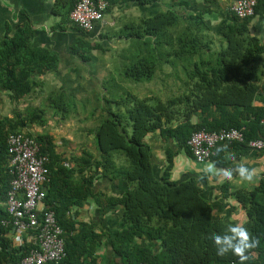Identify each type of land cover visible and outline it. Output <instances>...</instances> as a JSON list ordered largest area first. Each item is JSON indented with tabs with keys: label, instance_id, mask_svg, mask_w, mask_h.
Instances as JSON below:
<instances>
[{
	"label": "trees",
	"instance_id": "16d2710c",
	"mask_svg": "<svg viewBox=\"0 0 264 264\" xmlns=\"http://www.w3.org/2000/svg\"><path fill=\"white\" fill-rule=\"evenodd\" d=\"M77 1L54 0V12L61 16L55 28L71 25L82 30L70 19ZM107 1L109 8L122 0ZM135 1L150 5L159 0ZM179 6H184L181 1L125 25L127 35L134 37L135 53L124 57L128 64L122 74L124 78L151 81L158 68L163 71L168 66L169 77L177 80L176 90L165 96L147 97L129 92L116 100L118 110H107L108 117L102 118L94 131L97 150L104 155L96 167L89 149L72 156L71 165L62 157L51 134H34L29 130L33 125L47 124L43 106L29 105L17 109L14 117H0V201L7 199L12 180L8 135L26 131L50 157L46 204L54 208L64 229L67 254L60 264L72 262V241L82 234L73 235L71 207L81 206L90 198L99 199L93 189L97 175L123 178L130 185L119 197L106 196L108 203L124 207L122 229L113 245L128 264H225L239 258L231 251L217 255L212 236L224 235L229 223L213 215L212 205L202 196L197 180L190 178L177 183L170 179L175 152H169L168 163L160 175L156 174L152 147L145 138L158 130L163 137L176 138L190 155L187 141L199 129L236 127L245 132L247 139L257 138L259 128L264 129L261 123L264 107L255 106L253 101L264 74V46L248 31L247 23L252 17L241 19L231 11L235 20L224 23L217 33L206 20L208 9L182 12L181 7L176 8ZM258 7L259 4L256 12ZM8 30L0 41V96L6 92L18 102L35 91L40 76L58 68L59 57L49 49L32 45L30 24H21L14 30L8 25ZM98 46L81 40L75 51L87 58L85 51ZM49 100L53 107L70 106L61 92L51 93ZM193 115H199L197 123H192ZM85 170L90 174L85 175ZM76 172L84 174L79 182L73 180ZM231 194L245 207L248 219L242 226L250 240L256 241L255 247L245 252L248 258L238 264H264V176L255 189H235ZM7 216L0 208V264H17L35 245L13 244L8 236L11 228L2 223ZM144 232L160 241L159 252L135 243V237Z\"/></svg>",
	"mask_w": 264,
	"mask_h": 264
},
{
	"label": "crops",
	"instance_id": "0c3cea01",
	"mask_svg": "<svg viewBox=\"0 0 264 264\" xmlns=\"http://www.w3.org/2000/svg\"><path fill=\"white\" fill-rule=\"evenodd\" d=\"M180 1L184 6L176 8L180 9L181 7L182 12H197L208 9L209 12L205 15L206 20L217 33L224 23L235 20V16L231 12V6L236 0H159L150 5L139 4L135 0H122L111 5L107 9L104 19L98 22L92 31L87 32L71 25H66L63 29L55 28L61 21V16L54 12V0H0V41L9 32L8 25L14 30L19 25L28 23L33 30L32 45L37 48L49 49L59 57L58 68L50 70L38 78L40 85L34 92L27 95L29 102L49 103V96L53 92L63 93L65 100L69 103L87 102L95 96L98 98L104 97L106 84L115 81L118 75L123 77L121 81H125L124 76L115 73V71L119 72L116 69L125 68L128 65L124 61V57L135 53L133 45L135 42L134 37L127 34L119 35L118 30L120 27L153 16L161 9ZM259 1L257 12L248 21L247 27L249 33L258 38L260 44L264 46V0ZM81 40L99 44V46L91 51H85L84 54L88 56L85 58L81 52L75 51L76 44ZM120 55H123V57L121 58ZM262 56V63H264V52ZM166 67L168 66H165L164 70ZM258 68L259 70L262 69L261 64ZM158 70L161 71V67ZM173 78L176 84L177 80L175 77ZM181 79H183V76ZM115 84L118 83L115 81ZM258 85L259 89L253 104L264 107V74L259 79ZM3 93L4 99L11 102L12 98L9 94ZM1 96L0 104L2 103ZM98 102L91 108L93 113L96 112L93 115L95 118L101 117L106 112L108 113L107 110L99 109L100 104ZM12 107L14 106L11 105ZM50 107L53 108V106ZM54 108H56L52 109L54 112L56 110L62 112L65 107L57 106ZM71 110L67 106L66 111ZM213 111L216 112L217 108H213ZM16 112L17 110H14L10 116L14 117ZM108 115L109 113L103 115V118L108 117ZM66 117L69 118L70 116L65 115ZM198 120L199 115H193L191 118L192 123H197ZM31 129L32 126L29 130L31 131ZM95 130L93 129L92 132ZM256 135L264 137V129L260 130L259 128ZM68 137L73 139V143L75 142L71 134ZM93 137L90 135L89 142L80 146H89L87 148L94 154L92 160L96 167L97 162L104 159V155L98 152L95 136ZM69 138H67V141L71 142ZM145 140L152 147L154 169L157 175L161 174L168 163L169 152H175L170 179L180 183L194 178L202 188V196L212 205L214 216L229 224L243 225L247 221L245 207L235 199L231 192L241 188L252 190L259 185L260 179L264 176V148L258 150L246 144L221 143L216 149L214 158L199 163L193 155H190L180 145L176 138L163 137L158 130L149 133ZM56 141L54 140L55 143ZM56 145L60 146L57 143ZM58 150L62 153V157L67 158L68 163L70 162L73 165L72 156L76 153L71 148ZM240 163L254 170L251 181H243L236 174L235 168ZM209 165H212V172L206 171ZM227 169L233 170L231 180L225 179L223 175V170ZM89 174V170H85V175ZM82 177H84V174L76 172L73 180L79 182ZM93 189L99 194V199L90 198L83 202L81 206L73 205L69 213V217H72L71 219L75 223L73 235L77 236L82 232L78 239H81L80 242L77 239L72 241L74 243L70 264H128L114 248V242L117 241L122 229L120 221L124 207L121 204L108 203L106 196L119 197L130 189V185L123 178L97 175L93 181ZM0 208L6 212V200L0 201ZM8 236L11 237V233H8ZM135 243L149 246L154 252H159L161 247L160 241L152 239L148 232L135 237Z\"/></svg>",
	"mask_w": 264,
	"mask_h": 264
},
{
	"label": "built area",
	"instance_id": "2783aa9c",
	"mask_svg": "<svg viewBox=\"0 0 264 264\" xmlns=\"http://www.w3.org/2000/svg\"><path fill=\"white\" fill-rule=\"evenodd\" d=\"M258 4L259 0H236L231 11L241 19L251 18ZM108 6L107 0H78L70 19L83 31L90 32L104 19ZM261 123L264 126V115ZM221 143L246 144L260 150L264 148V137L247 139L243 130L232 127L214 131L199 129L187 141L199 163L211 159ZM7 147L12 180L6 199L8 216L2 223L11 228L15 246L26 242L35 245L17 264H60L67 254L64 229L54 208L46 204L50 157L42 152V145L35 137L23 131L10 133ZM240 261L239 257L225 264Z\"/></svg>",
	"mask_w": 264,
	"mask_h": 264
},
{
	"label": "rangeland",
	"instance_id": "374dc122",
	"mask_svg": "<svg viewBox=\"0 0 264 264\" xmlns=\"http://www.w3.org/2000/svg\"><path fill=\"white\" fill-rule=\"evenodd\" d=\"M181 9V8H180ZM154 14V13H153ZM152 14V15H153ZM127 30L125 27H120L118 30V34H127ZM91 51V50H88ZM135 52V50H134ZM122 58L123 55H120ZM118 68V67H117ZM119 72V74H125V68L116 69ZM166 70V71H165ZM165 70L158 71L156 74V77L151 81H143V82H135L131 79H125L123 80V77L118 75L117 79L115 81L118 83L115 84V81H110V84H106V94H104V97H92L90 98L91 101L87 102H80L76 103L70 102V109L71 111L67 112V107L63 108L62 112L56 110L55 112L50 107V104L47 102H29V99L27 96H25L23 99H21L18 102H14L13 100L10 102L9 98L7 100L4 99L2 94V103L0 104V117L3 116H10L13 114L14 110H22L26 108L29 105H35V106H43L46 110L45 117L47 119V124L45 126H39L34 125L32 126L31 132L34 134H40L48 132L51 134L56 141V143L60 146L58 148L62 150L63 148H71L73 152L80 154L83 150H88L89 146H80L84 143L89 142L90 135L92 138H94L92 130L96 129V127L100 124V121L103 118V115H107L108 113H104L99 118L93 117V115L96 113H93L91 110L92 106L98 102L100 104L99 109L103 110H110L113 111L118 110V103H116V100H119L121 97L126 96L127 93L132 92L138 95L139 97H147L151 95H159V96H165L169 91L174 92L176 90V84L174 83V78L169 77L168 72L170 71L168 67L165 68ZM56 93V92H53ZM91 94V92H90ZM89 94V95H90ZM87 95V96H89ZM69 99V97H68ZM11 105L14 106L11 108ZM66 111V112H65ZM65 115H69V118H65ZM91 131V132H90ZM71 134L74 137L73 139L69 138L68 135ZM71 137V136H70ZM67 138L71 140V142H68ZM74 144V146H73ZM67 145V146H66ZM78 150V151H77ZM125 158L124 156H122Z\"/></svg>",
	"mask_w": 264,
	"mask_h": 264
},
{
	"label": "clouds",
	"instance_id": "9594fccd",
	"mask_svg": "<svg viewBox=\"0 0 264 264\" xmlns=\"http://www.w3.org/2000/svg\"><path fill=\"white\" fill-rule=\"evenodd\" d=\"M206 171L212 172V165H209ZM235 172L243 181H251L254 176V170L249 169L243 163L236 166ZM223 175L225 179L231 180L233 170H223ZM212 240L216 245L217 255L223 256L225 253L231 251L233 254L238 255L241 261L248 258L245 255L246 250L255 247L256 244L254 239L250 240L247 229L239 224H229L224 235L215 234L212 236Z\"/></svg>",
	"mask_w": 264,
	"mask_h": 264
}]
</instances>
